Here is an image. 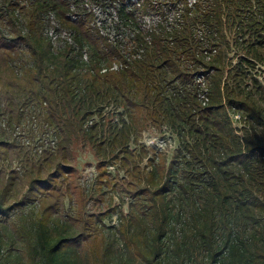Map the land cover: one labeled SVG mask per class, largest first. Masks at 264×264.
Returning <instances> with one entry per match:
<instances>
[{
    "label": "trees",
    "instance_id": "trees-1",
    "mask_svg": "<svg viewBox=\"0 0 264 264\" xmlns=\"http://www.w3.org/2000/svg\"><path fill=\"white\" fill-rule=\"evenodd\" d=\"M190 3L0 0V264H264V0ZM147 123L118 224L72 209L74 145L130 175Z\"/></svg>",
    "mask_w": 264,
    "mask_h": 264
},
{
    "label": "rangeland",
    "instance_id": "rangeland-1",
    "mask_svg": "<svg viewBox=\"0 0 264 264\" xmlns=\"http://www.w3.org/2000/svg\"><path fill=\"white\" fill-rule=\"evenodd\" d=\"M63 32V31H62ZM61 32V33H62ZM65 33L62 36L64 37ZM64 39V38H63ZM30 127L27 128L23 133L19 130L18 137L19 144H23L27 149L34 147L32 141V133L29 132ZM15 134V133H14ZM22 134V135H21ZM140 144L144 146V149L149 154V158L137 163V165H132L134 173H126L125 171H118V164L109 165L107 163H102L99 161L95 155V151L88 145L79 143L74 145V154L71 165L75 168V173H73L69 178L72 183V191L74 192L73 201L67 200V204H72V209L82 208L84 205V210L88 215L98 216L100 213L113 212V217L106 220L109 225L118 224V216L120 212L127 213L131 190L134 188V183H137V170H141L145 173L151 169V160H159L161 165L166 167L169 165L170 160L173 157V153L178 146L177 138L167 132L160 131L154 127L149 126V123L145 124V130L141 135ZM35 150H33V153ZM16 156V155H15ZM15 156L13 158H15ZM11 159L9 155H5L3 162L1 164L4 169L12 174L13 176H19L25 174V162L20 160ZM106 170V173L103 174ZM5 174V172H4ZM125 176V177H124ZM9 177H7L8 179ZM109 179L110 183L107 185L105 180ZM23 183L25 180L21 178ZM109 186V187H108ZM27 185L22 188L20 198L23 197ZM112 195L114 196V201L109 202ZM14 198V197H13ZM72 212V211H71ZM99 239V238H98ZM98 239L95 241L94 245H97ZM90 248L91 245L87 243Z\"/></svg>",
    "mask_w": 264,
    "mask_h": 264
},
{
    "label": "built area",
    "instance_id": "built-area-1",
    "mask_svg": "<svg viewBox=\"0 0 264 264\" xmlns=\"http://www.w3.org/2000/svg\"><path fill=\"white\" fill-rule=\"evenodd\" d=\"M193 1H195V0H190V2L192 3ZM190 3V4H191ZM63 33H65V36L63 37L64 39H67V40H69V41H72V37H71V34L69 33V32H67V31H63L62 33H58V34H56V33H54V32H51V35H52V38L54 39V40H58L57 38L59 37V36H62L63 35ZM198 81L201 83V90H200V98H201V100L203 101V103L205 104L206 102H207V100H208V86H207V84H206V82H205V80H204V78L203 77H200L199 79H198ZM238 118H240V116L239 115H234V119L236 120V119H238Z\"/></svg>",
    "mask_w": 264,
    "mask_h": 264
}]
</instances>
